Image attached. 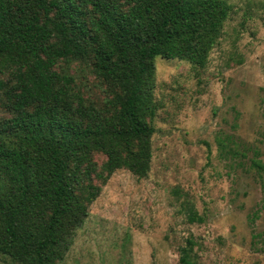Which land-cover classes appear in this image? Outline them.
<instances>
[{"label": "trees", "instance_id": "obj_1", "mask_svg": "<svg viewBox=\"0 0 264 264\" xmlns=\"http://www.w3.org/2000/svg\"><path fill=\"white\" fill-rule=\"evenodd\" d=\"M230 12L226 0H0V253L60 264L111 175L148 176L156 58L205 68ZM229 139L221 149L241 154ZM194 205L181 203L187 220L204 222ZM197 244L180 264H197Z\"/></svg>", "mask_w": 264, "mask_h": 264}, {"label": "rangeland", "instance_id": "obj_2", "mask_svg": "<svg viewBox=\"0 0 264 264\" xmlns=\"http://www.w3.org/2000/svg\"><path fill=\"white\" fill-rule=\"evenodd\" d=\"M226 1L205 68L156 58L148 176L115 171L60 264H180L189 236L197 264H264V173L251 166L256 150L264 162V0ZM229 137L241 154L221 149ZM185 199L204 222L187 220ZM0 264L21 263L0 253Z\"/></svg>", "mask_w": 264, "mask_h": 264}]
</instances>
